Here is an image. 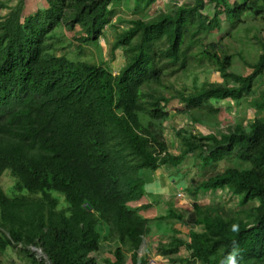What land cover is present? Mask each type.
Segmentation results:
<instances>
[{
  "label": "trees",
  "instance_id": "obj_1",
  "mask_svg": "<svg viewBox=\"0 0 264 264\" xmlns=\"http://www.w3.org/2000/svg\"><path fill=\"white\" fill-rule=\"evenodd\" d=\"M158 1L46 0V7L24 15L23 1L9 7L0 0V11H7L0 15V177L8 170L15 190L8 197L0 185V256L11 248L44 264L33 248L48 264H146L138 253L150 233V220L140 215L147 206H131L145 196L141 171L192 160L204 172L233 159L237 166L202 179L192 193L223 190L238 198L237 208L195 202L200 229L187 242L174 232L157 252L169 257L184 248L189 256L180 264H229L233 256L236 264H264V120L219 134L178 130L177 154L164 127L173 101L185 115L206 116L218 112L210 101L239 102L264 81V46L249 73L240 74L230 69L231 55L220 57L218 44H205L222 16L231 29L244 14L264 19V0H189L146 19ZM121 2L139 18L115 34L110 51L121 49L126 58L117 74L58 54L60 29L74 33L77 51L97 46ZM203 59L214 65L220 84L161 91L165 77ZM251 105L264 118V87ZM191 120L200 123L195 115ZM53 193L64 197L65 208ZM164 219L183 217L170 211ZM104 242L113 246L111 257L99 261Z\"/></svg>",
  "mask_w": 264,
  "mask_h": 264
},
{
  "label": "rangeland",
  "instance_id": "obj_2",
  "mask_svg": "<svg viewBox=\"0 0 264 264\" xmlns=\"http://www.w3.org/2000/svg\"><path fill=\"white\" fill-rule=\"evenodd\" d=\"M7 3L9 7L15 6L20 0H2ZM25 6L24 15L31 12L32 3H35V7L42 5L40 0H21ZM233 2L234 0H230ZM190 3L189 0H159L157 4L153 5L146 12V19L152 18L161 12H169L177 6H183V4ZM29 6V8H28ZM131 6V3L130 5ZM37 10V8H33ZM131 11H128V10ZM121 2L116 8L115 15L112 17V26L106 28L104 35L98 41L97 46L85 45L80 51H77L78 43L73 40L74 33L67 32L64 29H60L57 34L59 36L60 42L58 43L62 49L59 51V55H65L73 61H83L92 64H103L114 70V74H117L119 68H121L125 63V55L121 49L110 51V47L114 41L116 33L123 32L126 29V22L130 20H136L139 18L137 15H132V8ZM205 14L212 16V11L210 7H206L203 11ZM7 13L6 10L0 11V15L4 16ZM221 27L220 30L212 35H210L206 40L205 44H218V49L216 53L221 57L222 54H228L233 57L232 67L230 68L232 72L247 74L249 73V64H253L257 61L259 55L262 52V47L264 46V19H256L252 15L244 14L240 17L239 22L236 27L231 29L228 23L224 21L223 16L220 17ZM113 27V29H112ZM79 28H76L78 32ZM222 80L212 63L208 60L203 59V61H192L191 66L186 72H180L177 74H171L163 80V88L161 91L166 94H174L176 92L185 91L191 92L195 86L200 87L205 83H217L220 84ZM264 81H256L253 87V92L249 97L241 99L239 102L231 100L223 101H210V105L213 108H217V113H208L206 116L197 112L196 114L190 113L191 116L182 113L184 109L183 105H180L177 101H173L167 108L166 112L168 114L167 118L164 120L165 136L170 144L171 154L178 153V142L175 138V132L178 130H186L192 134L196 135H206V134H219L226 133L230 128H233L237 124H242L244 128H247L254 119H262L263 115L261 113H256L251 103L260 97L263 92ZM195 115L200 119V123H194L191 117ZM243 167H248V164L242 163ZM229 166H237L233 159L220 162L215 168L208 169L202 172V168L198 162H193L192 160H187L178 167H163L170 168L173 172L174 184H171L169 188L176 192L180 187L182 192L188 196L192 188L196 187L194 184L199 180L207 178L214 172H219ZM164 169V170H166ZM163 170V171H164ZM168 170V169H167ZM162 171V172H163ZM153 170L144 169L141 171V176L144 179L145 185L151 182L149 173ZM163 175V174H162ZM200 177V178H199ZM163 178L165 176L163 175ZM197 178V179H196ZM165 179L162 180L161 184L158 185L161 189L162 185H165ZM198 182V183H199ZM153 183V181L151 182ZM0 185L4 193L8 197H12L15 193L14 190V180L12 179L10 172L6 170L0 177ZM151 189L154 188L153 185L150 186ZM24 195H28L26 191L23 192ZM55 197L59 199V209H63L67 206L64 197L61 194L53 193ZM225 194L219 195L212 204L218 202H225V208L228 210H233L237 208L238 198L228 199ZM207 203V202H206ZM200 205H205V200L199 201ZM135 206V204H132ZM169 213V212H168ZM167 213V214H168ZM162 219L156 220L155 222H161ZM169 223L172 220L165 219ZM161 225V224H160ZM159 228V225H157ZM164 227V222L161 225ZM170 226V225H169ZM166 227V226H165ZM34 252L35 258L40 261L44 260V264H48L45 260L46 258L38 250L31 248ZM99 261L106 257L105 250L101 248L100 252L96 255ZM2 264H31L27 259L22 257L15 249L8 248L7 251L0 256Z\"/></svg>",
  "mask_w": 264,
  "mask_h": 264
},
{
  "label": "crops",
  "instance_id": "obj_3",
  "mask_svg": "<svg viewBox=\"0 0 264 264\" xmlns=\"http://www.w3.org/2000/svg\"><path fill=\"white\" fill-rule=\"evenodd\" d=\"M40 2L42 4L40 8L35 7V3H32V5H30L32 11L28 14H32L37 10L46 7V0H40ZM33 8H37V10H34ZM164 169L166 168L161 167L149 173L150 180L154 183V188L151 189L150 187L151 185H153V183H147L144 186L145 196L139 202L133 203L135 204V206L131 204L132 207L136 208L140 206H147L146 210L140 211V215L142 217L150 220V233L144 238V242L141 247V249L147 251L146 264H180L181 260L188 258L189 254L184 248H181L176 255L165 257L157 252V246L159 244L169 243L171 240L170 238L174 232H176L177 236L185 242L189 241V233L191 231H198L200 229L194 226L195 218L193 212V204L195 202L199 203L200 200H205V205H211L212 202L218 200L217 197L219 195H226L225 191L217 190V192L215 193L199 192L195 196L192 193L194 187L192 188V191L189 192L188 196H186L181 191V187L176 192H174L173 189L169 188L171 184H174V181H172L173 172L170 168H167L168 170ZM162 174L165 176V178H163ZM164 179L166 180L165 185H162L161 189H159L158 185H160L162 180ZM198 182L199 180H197L194 186L197 185ZM170 211L174 212L179 216H182V221H171V223H169L167 220H165L164 218L168 215L167 213ZM157 219L162 220L161 222H155ZM163 222L166 227L161 226ZM157 225H159V228H157ZM101 248L105 250L106 257L104 258H110V252L113 249V246L109 243L104 242L101 244Z\"/></svg>",
  "mask_w": 264,
  "mask_h": 264
},
{
  "label": "built area",
  "instance_id": "obj_4",
  "mask_svg": "<svg viewBox=\"0 0 264 264\" xmlns=\"http://www.w3.org/2000/svg\"><path fill=\"white\" fill-rule=\"evenodd\" d=\"M179 196V195H178ZM146 250H143V249H140V251H139V253H138V257L139 258H142V257H144L145 255H146Z\"/></svg>",
  "mask_w": 264,
  "mask_h": 264
},
{
  "label": "clouds",
  "instance_id": "obj_5",
  "mask_svg": "<svg viewBox=\"0 0 264 264\" xmlns=\"http://www.w3.org/2000/svg\"><path fill=\"white\" fill-rule=\"evenodd\" d=\"M229 264H236V260H235L234 256L233 257H230Z\"/></svg>",
  "mask_w": 264,
  "mask_h": 264
},
{
  "label": "water",
  "instance_id": "obj_6",
  "mask_svg": "<svg viewBox=\"0 0 264 264\" xmlns=\"http://www.w3.org/2000/svg\"><path fill=\"white\" fill-rule=\"evenodd\" d=\"M87 211H91V207L89 205H85Z\"/></svg>",
  "mask_w": 264,
  "mask_h": 264
}]
</instances>
